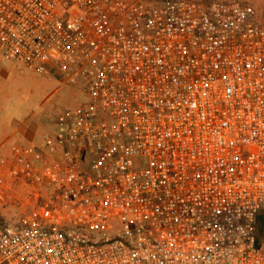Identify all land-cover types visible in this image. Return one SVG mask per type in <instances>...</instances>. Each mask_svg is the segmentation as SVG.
Instances as JSON below:
<instances>
[{
  "label": "built area",
  "instance_id": "built-area-1",
  "mask_svg": "<svg viewBox=\"0 0 264 264\" xmlns=\"http://www.w3.org/2000/svg\"><path fill=\"white\" fill-rule=\"evenodd\" d=\"M0 53L85 96L0 160V264H264V23L248 4L0 0Z\"/></svg>",
  "mask_w": 264,
  "mask_h": 264
},
{
  "label": "rangeland",
  "instance_id": "rangeland-1",
  "mask_svg": "<svg viewBox=\"0 0 264 264\" xmlns=\"http://www.w3.org/2000/svg\"><path fill=\"white\" fill-rule=\"evenodd\" d=\"M203 4L217 1L238 2L251 5L257 13L259 21L264 23V0H185ZM0 92L8 98L11 104L21 113L28 116L27 127L35 133L36 138L53 130L55 117L63 109L77 107L85 96L81 91L78 76L65 80L48 79L23 65L7 61L0 53ZM0 145V160L5 159L12 143ZM8 143V144H7ZM28 189L13 188L5 191L4 200H0V224L5 221H16L29 202ZM259 246L264 249V214H261L256 224Z\"/></svg>",
  "mask_w": 264,
  "mask_h": 264
},
{
  "label": "crops",
  "instance_id": "crops-1",
  "mask_svg": "<svg viewBox=\"0 0 264 264\" xmlns=\"http://www.w3.org/2000/svg\"><path fill=\"white\" fill-rule=\"evenodd\" d=\"M27 120L28 116L21 113L0 92V145L7 141L12 144H28L34 140L39 134L27 127Z\"/></svg>",
  "mask_w": 264,
  "mask_h": 264
},
{
  "label": "trees",
  "instance_id": "trees-1",
  "mask_svg": "<svg viewBox=\"0 0 264 264\" xmlns=\"http://www.w3.org/2000/svg\"><path fill=\"white\" fill-rule=\"evenodd\" d=\"M157 1H169V0H157ZM211 3H213V2H211Z\"/></svg>",
  "mask_w": 264,
  "mask_h": 264
}]
</instances>
